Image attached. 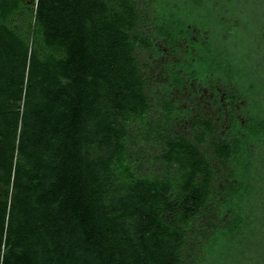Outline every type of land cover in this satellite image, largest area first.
<instances>
[{
	"label": "trees",
	"instance_id": "trees-1",
	"mask_svg": "<svg viewBox=\"0 0 264 264\" xmlns=\"http://www.w3.org/2000/svg\"><path fill=\"white\" fill-rule=\"evenodd\" d=\"M138 49L166 59L167 92L196 81L234 101L213 163L197 116L196 140L161 130L162 168L141 173ZM162 111L166 128L192 116L168 97ZM209 263L264 264V0H0V264Z\"/></svg>",
	"mask_w": 264,
	"mask_h": 264
},
{
	"label": "rangeland",
	"instance_id": "rangeland-1",
	"mask_svg": "<svg viewBox=\"0 0 264 264\" xmlns=\"http://www.w3.org/2000/svg\"><path fill=\"white\" fill-rule=\"evenodd\" d=\"M150 25L151 20L145 19L142 20L139 28L147 34L150 31ZM164 50L166 51L167 49ZM136 54L140 65L143 67V73L147 78L148 94L151 101L148 125L144 126L140 121H133L130 124V131L136 140V145H131V149L136 154V158L141 160L139 165L141 166V173H155L162 168V164L152 159V157L155 154L161 153L164 149L162 140L165 136H162L163 131L167 130V136L170 137L183 136L193 141L196 140V133H201L202 131V126L196 128L193 123L192 118L197 116L210 120L214 125V137L213 134L208 133L206 140H203L201 143V148L211 155L213 163L214 140H222L226 137L231 121V110L235 106L234 101L228 99V96L222 90L215 92L212 86L196 81H185L182 87H177L167 92L166 88L170 83V76L167 72L166 59H156L153 54L140 49L136 51ZM164 97H168L171 102L178 103L182 108H190L192 116L174 124L172 127L166 128L162 126V100ZM145 130H151V134L146 135L144 133ZM161 130L163 131L161 132ZM142 149H144L145 153ZM143 153L145 154L144 156L141 155ZM142 159H146V162H142ZM218 170L222 177L227 171V166L220 165ZM221 185L219 184V187ZM214 222H216V219L212 202L211 207L191 223L186 251L189 259L200 248V243L198 245L196 238L198 235L201 237L200 240L202 242L209 235L213 238Z\"/></svg>",
	"mask_w": 264,
	"mask_h": 264
}]
</instances>
